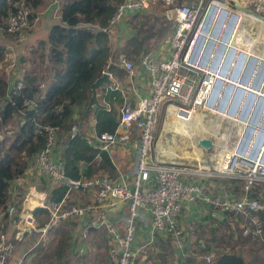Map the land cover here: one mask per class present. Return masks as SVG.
I'll return each instance as SVG.
<instances>
[{
	"label": "built area",
	"instance_id": "2783aa9c",
	"mask_svg": "<svg viewBox=\"0 0 264 264\" xmlns=\"http://www.w3.org/2000/svg\"><path fill=\"white\" fill-rule=\"evenodd\" d=\"M258 1L264 11V3H261L264 0ZM205 2L206 0H124L118 6L109 22L110 26L128 16L152 14L151 10L159 6L171 7L170 17L173 22L172 33L160 45L163 58L158 59L153 53L138 58L137 65L146 71L149 78L147 97L141 99L136 107L123 105L120 108L114 133L99 136L95 134L93 138L87 139L89 145L99 153H107L111 145L130 150L135 158L133 173L120 181L105 174L79 180L66 178L60 157L56 155L59 150L56 136L58 129L44 127L45 147L34 156L31 165L49 180V187L39 190L30 184L21 198L15 196L7 202L2 211V220L6 223L0 222V264H10L15 250L14 241H22L25 236L30 235L43 236L53 227L74 221L82 223L83 239L90 233L105 236L110 264H147L146 255L157 237L168 238L176 250L185 251L189 241L179 227L178 218L185 206L198 201L208 203L219 215L238 220L242 237L264 246V203L250 198L252 189L264 183V162L259 157H250L245 153L231 154L230 170L225 178L242 181V193L234 196L232 191L224 187L210 196L208 188L200 184L201 181L191 178L195 172L172 162L159 161L151 155L157 112L160 108L176 106L180 112L187 113L188 107H206L217 78L208 69L209 66L199 67L197 58L196 62H189L190 50L199 35L200 18L204 9L207 12L214 3L212 0ZM31 15L25 0L18 2L14 12L0 24V36L21 38L32 27L34 20H30ZM234 15L238 18L235 34L241 19L238 14ZM120 66L128 74L134 71V64L124 59ZM22 88V81L17 79L13 89ZM256 94L263 102L264 94ZM25 105L30 107L33 103L25 102ZM77 132L78 127L74 125L70 129V136H75ZM96 159L100 160L99 154ZM204 178L213 177L206 175ZM204 178L203 181L206 180ZM61 185L68 188L67 193L59 203H50V191ZM85 195H89L90 199L81 204L74 201L76 197L81 200ZM117 208L125 213L122 229L111 217ZM37 209L48 217L47 223L41 227L36 224L34 212ZM140 224L146 225L147 231L145 239L137 242V228ZM8 226H11L10 230L6 228ZM36 245L40 244L37 242ZM182 256L184 257V253ZM142 257H145L144 261L141 260ZM212 258L210 252L202 257L206 263ZM40 260L41 258L36 264H49Z\"/></svg>",
	"mask_w": 264,
	"mask_h": 264
},
{
	"label": "trees",
	"instance_id": "16d2710c",
	"mask_svg": "<svg viewBox=\"0 0 264 264\" xmlns=\"http://www.w3.org/2000/svg\"><path fill=\"white\" fill-rule=\"evenodd\" d=\"M20 1L22 0H0V24L14 12L16 4ZM42 1L25 0L26 7L32 13L30 20H33L34 11L41 6ZM123 1H63L59 8L60 22L53 24L46 41L38 44L40 47L47 46V52L38 53V63H33V68L24 72L18 79L23 83L21 90L9 88L8 77L1 66L3 62H8L9 67L12 60L9 58L7 61L8 56H12L14 52L0 45V212L5 209L8 202L10 183L24 176L34 156L45 147L44 127L58 129L57 145L66 178L79 180L100 174H108L111 179L116 178V170L107 153L94 150L79 130L71 137L70 129L78 124L74 120L75 109L79 108L83 113L90 97L89 86L106 67L110 52L107 32L123 19L116 21L112 26L109 22ZM228 14L231 15L229 12ZM228 14L225 20L229 18ZM138 17V15L126 17L132 18L130 24L134 32L132 38L126 41L125 47L130 53L128 59L134 55L138 56L145 50L146 39L151 37L150 31L156 25V22L151 23L145 16L141 17L144 20L139 25H135L134 20ZM147 25L151 28L145 29ZM44 83L46 87L42 90L41 85ZM102 98L106 104H110L111 100L116 104L122 103L120 93L117 91L108 90L103 93ZM25 102H32L33 106L28 107ZM118 118L117 110L111 105L108 110H95V134L99 136L114 133ZM98 154L99 161L96 159ZM211 181L232 191L234 196L242 193L240 180ZM261 185L264 186V183ZM256 187L252 189L250 198L264 203L263 191L257 196L258 189L254 192ZM67 190L64 185L53 189L49 194V202L59 203ZM42 214L43 211L40 209L34 212L35 217ZM235 221L238 223V220ZM238 226L240 229V222ZM239 237L244 243L249 242V239L242 237L241 229ZM61 238L56 252L58 259L66 255L68 248V238ZM211 243L216 245L217 250L227 246L232 248L231 245L223 244L222 237L216 233L211 239H205L206 248L191 250L189 249L191 245H188L184 257L177 256L176 259L172 256L167 260L165 256H161V261L170 264H246L240 255L231 251L218 253L206 263L202 257L210 252Z\"/></svg>",
	"mask_w": 264,
	"mask_h": 264
},
{
	"label": "crops",
	"instance_id": "0c3cea01",
	"mask_svg": "<svg viewBox=\"0 0 264 264\" xmlns=\"http://www.w3.org/2000/svg\"><path fill=\"white\" fill-rule=\"evenodd\" d=\"M65 0H43L41 6L34 11V18L31 29L27 32L26 36L22 39H24L25 43L23 42L22 49L26 54L24 55V60H19V63L16 65L15 62H12L9 67H7V77L9 81V88L10 90L13 89L14 83L17 79H19L24 71L31 70L33 67V63H38L39 58L34 52H47V46L40 47L38 46L39 43L45 42L47 39V36L49 34V30L53 24L60 22L59 17V8L62 4V2ZM214 6L216 7V12L219 13L221 8L217 3H214ZM236 14L240 17V19H248L250 22H255L258 24H261V21H253L251 20L248 15L245 12L239 11ZM145 14H142L140 16H144ZM132 18H124L120 22H118L115 26H113L110 31L107 32L108 39H109V56L107 58V64L104 69V72L109 74L110 80L114 83V86H106V89L102 92H98L100 96V102L103 104L106 109L110 108V105L114 107L117 110V113L120 114V108L123 105H129L131 107H136L141 99L147 97L148 90H149V78L146 73V71L142 68H140L137 65L138 58L135 56L128 59V51L126 50V41L129 38H132L133 36V30L132 26L130 24V20ZM210 34H206L205 40L210 38ZM234 36V33L232 37ZM7 37H1L0 36V45H4L6 47V50L12 51L14 48H16L15 44L9 43ZM198 41V40H197ZM28 42V43H27ZM197 44V42H196ZM153 53L156 58L162 59L163 53L160 51L159 47H156L150 51ZM14 54V53H12ZM130 54V53H129ZM35 57V59H34ZM258 58V57H257ZM124 59L126 61L132 62L134 64V71L132 74H128L121 66L120 61ZM260 59V58H258ZM235 64V59H233L231 65ZM16 66V67H15ZM15 69H12L14 68ZM31 68V69H30ZM256 68V67H255ZM111 69V71L109 70ZM232 68L229 72H231ZM232 73V72H231ZM253 74H255L253 72ZM252 74V75H253ZM251 75V79H252ZM228 79V78H227ZM45 83L41 85L42 90L45 89ZM108 90L117 91L120 93V97L122 98L121 104H116L113 100H111L110 104H106L102 98L103 93H105ZM245 106V105H242ZM86 107V106H85ZM229 108V107H228ZM254 110V109H253ZM95 111V110H94ZM94 111H91L87 118L82 120L81 124V131L86 139L93 138L95 136L94 126H95V119H94ZM160 112V111H159ZM157 112V115L158 113ZM253 112V111H252ZM251 112V113H252ZM214 114H220L217 111H212ZM81 109H75L74 111V120L78 122L77 125H79V122L81 120L82 115ZM221 115V114H220ZM224 117H227L225 115H222ZM193 117V112H192ZM252 117V115L250 116ZM228 118V117H227ZM239 121L238 118L232 117L234 119ZM196 119L193 118V126L187 127L186 125H177L174 129V133L176 135L185 136V137H191L192 132L194 131L193 127L196 126ZM230 119V118H229ZM243 126H245L246 122L242 123ZM257 129L262 127L261 125H257ZM238 144V143H237ZM250 150V148H248ZM56 155L60 156L59 150L56 151ZM107 155L112 163V165L115 168L116 172V180L120 181L124 177H129L134 170V154L126 149L121 148L115 145H111L108 148ZM231 153L229 155H225V159L230 160L231 159ZM234 155V151L232 153ZM224 157V156H222ZM227 161L219 163L217 169L222 168L225 170L227 168ZM206 179V178H204ZM218 180V179H215ZM34 185L39 190H45L49 187V180L41 175L40 173L36 172V170L33 168V165H30V167L26 170L24 176L20 179L14 180L10 183L9 187V199L8 202L11 200V198L17 196L21 198L24 195L25 188L28 185ZM200 184L206 186L208 188V194L215 195L216 193L220 192L224 187L217 185L218 183H214L210 179H206L204 181H201ZM84 198L79 200L76 199L74 201H77L78 203H83L84 200H89V195L83 196ZM2 212H0V222L6 223L5 220H2ZM124 215L125 213L123 211H120L119 208L115 209L111 217L112 219L119 225L120 229L123 228L124 225ZM40 216V215H39ZM38 216V217H39ZM36 217V218H38ZM147 218V215H146ZM224 219L226 217L219 215L215 212V210L206 202L198 201L195 204L187 205L184 207L182 213L180 214L178 218V224L179 227L184 231V236L187 239H190L192 236L195 237V235H202L203 241L199 240V243L202 245L199 246L200 248H206L205 246V239H211L213 236H216V233H218L220 227H222L224 223ZM235 220V219H234ZM39 226V225H38ZM41 227V226H39ZM8 230L11 229V226L6 227ZM81 229H82V223L79 221H74L71 223H64L60 226H57L53 231H49L47 234H36L37 240L35 243L31 246L30 241H27V237L25 236L22 241H14L15 243V250L13 253V256L10 260V264H35L37 263L40 258L43 256L40 255V249L38 245L35 246V244L38 242V244H41L42 242H46L49 236L53 233L60 235L61 237H67L68 238V248L66 250V255H64L61 259L56 258L57 264H67L66 259L64 260V257H68L67 254H74L75 257L84 256L87 253L93 254L94 249V243H98L100 246V249L103 250L104 255H106V259L104 261V264H110L109 258H108V250H107V241L106 238L102 241H98L97 239H93L94 233H90L85 239L82 238L81 235ZM147 231V226L144 224H140L137 228V242H140L141 240L145 239ZM212 231V233H211ZM215 232V233H214ZM220 232V231H219ZM14 230L12 229V234H14ZM66 233V234H65ZM64 234V235H63ZM91 235V236H90ZM207 235L209 237H207ZM193 237V238H194ZM195 244L188 243V245ZM249 244L247 243H241L239 240L234 237V245L227 246V248H223L221 250H217L216 245L211 243L210 246V254L214 258L216 253H222V252H228L231 251L234 254L240 255L246 264H248V260L245 258V254L253 255L252 261L255 263H261L264 264V256L257 253L255 250H249L247 249ZM191 249V247L189 248ZM245 250V252H244ZM214 252V253H213ZM184 253V251L176 250L170 243V240L168 238L164 237H157L155 244L153 247H151V250L148 251L146 257L147 264H170L168 262L164 263L161 261V256H165L167 260L171 259L173 256L174 258L177 256H181ZM244 253V254H243ZM87 254V255H88ZM39 256V257H38ZM38 257V260L36 261V258ZM74 257V258H75ZM145 257H142V261H144ZM76 262L78 259H74ZM71 263V264H74ZM77 264H80V261H77Z\"/></svg>",
	"mask_w": 264,
	"mask_h": 264
},
{
	"label": "rangeland",
	"instance_id": "374dc122",
	"mask_svg": "<svg viewBox=\"0 0 264 264\" xmlns=\"http://www.w3.org/2000/svg\"><path fill=\"white\" fill-rule=\"evenodd\" d=\"M214 3H217L220 5L222 9L225 11L229 12L230 14H236L239 11L242 12H247L248 15L253 16L258 19H264V11L261 10V4L258 0H249V2H246L245 0H212ZM207 2V0H206ZM205 2V3H206ZM263 4L264 1H261ZM152 14L144 15L147 17L149 20H151V23L156 22V25H154V29L150 31L151 37L146 39L147 41L145 42V50L142 53H139L138 56L134 55L136 58H139V56L151 53L150 51L156 47L160 48V45L163 43V40L172 33L173 31V22L171 19V7H165V6H159L155 9H152ZM237 11V12H236ZM259 11V12H258ZM205 12L206 8L204 9V13L200 18L199 24L201 25L204 17H205ZM169 13V14H167ZM228 14V13H227ZM142 14H139L138 18L134 20L135 25H139V23L144 20L140 16ZM219 13H215L214 19L212 21V26L210 29H208L207 33L211 35L212 30L214 29L216 25V21L218 18ZM166 16H169L168 18ZM228 17L230 15L228 14ZM229 18L224 20L222 24V28L219 31V36L217 39V42L219 43L221 38L223 37L224 31L226 30L227 24H228ZM262 23V20H261ZM150 26H146L145 29H150ZM30 30V29H29ZM27 30L21 38L19 37H8V42L15 44L16 48H14L12 51L14 54L8 56L12 62H15L16 65L19 63V60H24V55L26 52L23 51L22 49V44L25 41L22 39L23 37L26 36ZM110 31V30H109ZM247 33V35H246ZM140 38V37H139ZM206 38V37H205ZM258 39V40H257ZM230 45L238 50H242L247 52L248 54H252L258 58H261L264 60V23L258 24L255 22H250L248 19L242 18L241 21L239 22L238 28L236 29V33L234 34L233 37L230 38ZM246 41V42H245ZM249 41V42H248ZM256 41V42H255ZM245 42V43H244ZM250 42H253V47L249 45ZM25 43V42H24ZM28 43V42H27ZM239 46H237V44ZM248 48V49H247ZM246 49V50H245ZM202 50V49H201ZM12 53V52H11ZM38 52L36 53V55ZM132 56V57H134ZM35 59V57H34ZM121 62V61H120ZM211 61H209L210 63ZM246 62V61H245ZM120 64V63H119ZM235 64H236V59H235ZM247 62L245 63L243 70L246 69ZM7 66L8 62H3L2 63V69L4 70L5 73H7ZM16 67V66H15ZM12 68V69H15ZM256 67V68H255ZM251 72V75L253 72L255 74L249 76L247 83L245 85L244 92L241 94V97L243 95H247L252 93L250 91H247L246 89L249 88V86H253L254 81L258 76H260V66L259 64H256ZM221 66H218V69L220 70ZM234 68V65H230V69ZM31 69V68H30ZM231 70V72H232ZM30 70H25L24 72H28ZM227 73L226 78L230 77V73ZM243 73V72H242ZM243 75L240 74L239 78L237 81L234 83H240ZM262 81V79L260 78ZM261 88H264L262 84L259 85ZM252 88V87H251ZM249 88V89H251ZM234 90V89H233ZM233 95L228 97L227 105L225 110L230 107L231 102L233 100ZM238 102L237 109L234 113L233 117L239 118L241 112L243 111V108L245 106H242L241 108L239 107ZM217 101L215 102V104ZM217 103V107L218 104ZM246 104V103H245ZM179 106V105H178ZM217 107L216 110L217 111ZM173 109H176L178 107L174 106L171 107ZM170 108H165L162 107L160 108V112L157 115V123L154 129V134H153V148H152V157H156L157 160L163 161V162H172L175 163L177 166L184 168V169H189L192 172H195L194 176H191L193 180L196 181H203L202 179L206 175H211L213 178H209L210 180L212 179H221V180H226L228 178H225L228 175V170H230V165H231V160L225 159V155L227 154H232L233 151H235L237 143L239 142L240 135H241V130H242V123H240L237 120H233L232 117L227 116L226 112L225 113H220V114H214L212 111H210L207 106H194L188 107V112L192 111L193 112V118H198L196 119V126L193 127L194 131L191 133V137H185V136H180L176 135L174 131L172 130L171 126L174 125L176 118L168 112ZM206 110V111H204ZM248 111L245 113L246 117V124L251 120V115H253L254 112H252L250 109L247 108ZM84 111V110H83ZM252 112V113H251ZM259 118L257 125H261V123L264 121V111L259 112ZM262 113V114H261ZM257 115V113H255ZM222 115H225L227 117H224ZM180 118V117H179ZM230 118V119H229ZM264 124V123H263ZM258 126H256L257 129ZM163 131V132H162ZM204 132V133H203ZM210 139L213 143V147L205 151L198 147L197 142L200 139ZM252 142L249 144V148L252 149ZM161 145V149H158L157 146ZM195 148V149H194ZM197 150V151H196ZM163 152V153H162ZM262 153V149L260 150V153L258 154V157H260ZM224 156V157H222ZM175 158V159H174ZM193 159V160H192ZM197 160V161H196ZM228 163L226 170H223L222 168L217 169L219 163L226 162ZM108 177H110L108 174H105ZM111 178V177H110ZM229 180V179H228ZM258 189V190H257ZM258 191L257 196L260 195V193L263 191L262 196L264 197V186L263 185H258L254 192ZM264 201V199H263ZM48 217L47 215L43 214L42 216H39L36 218V224L41 226L42 224L47 223ZM226 222V223H225ZM224 225L220 227L218 231V235L222 237V242L225 245H234V237H236L237 240H239L241 243L243 242V239L239 237L240 235V229L238 226L237 221H235L232 218L226 217L224 221ZM38 235H30L26 239L27 241H30L31 246L35 243L37 240ZM91 236V235H90ZM192 236L190 239H187V241H190L191 244V250L193 249H202L199 246L202 247V245L199 243L200 241H203L202 235H195V237ZM207 237H209L207 235ZM97 239L98 241H102L105 239V236L103 234L99 233H94L93 239ZM61 236L57 235L55 233L51 234L49 238L47 239L46 242H42L37 248L40 249V255L43 256L44 258H41V262H47L49 264H57L56 260V252L58 249V245L61 241ZM248 245L247 249L249 250H255L257 253L260 255L264 256V246L260 244L259 242H246ZM197 246V247H196ZM223 249V248H222ZM93 254H86L81 257H75L74 254H67L69 255L68 257L65 256L66 263L71 264L75 260L78 259L77 261H80V264H104V261L106 259V255H104V252L102 249H100V246L98 243H94V249L92 250ZM245 252V250H244ZM214 253V252H213ZM219 253V251H218ZM216 253V254H218ZM244 254V253H243ZM38 256V257H39ZM38 257L36 258V261L38 260ZM75 257V258H74ZM199 259V257H197ZM245 258L248 260V264H261V263H255L252 261L253 255H248L245 254ZM39 261V262H40ZM77 261L74 262V264H77ZM36 264V262H35Z\"/></svg>",
	"mask_w": 264,
	"mask_h": 264
},
{
	"label": "water",
	"instance_id": "95a60500",
	"mask_svg": "<svg viewBox=\"0 0 264 264\" xmlns=\"http://www.w3.org/2000/svg\"><path fill=\"white\" fill-rule=\"evenodd\" d=\"M214 12H215V8L213 6L210 7L209 15L207 16L205 15L206 17H204L201 23L199 33L206 32L208 30V27H209V24H210V21L212 19V15ZM226 15H227V11H225L224 9H221L219 12L217 21H216V25L214 29L212 30V33L209 39L204 41L203 37L197 38L198 42L195 46V51L194 50L191 51L189 62L191 63L196 62L197 50H199V46L203 42L204 48L202 51L201 59L198 60L197 64L201 68H205L206 66H209L208 69L213 74L217 75V78L215 79V83L213 85L211 94L206 101V106L209 108H212L213 107L212 99L215 98L218 92H221L223 90L224 93L222 96V100L218 104L217 112L225 113V108L227 105L228 97L230 96V93L234 89L235 94H234L233 100L231 102L230 107L227 109V112H226L227 116L233 117L237 109L241 94H242L241 89L242 90L245 89V83L248 78L249 72L254 68L257 60H260V70H261L260 72H262L263 74L264 60L258 59L256 56L252 54H248L245 51L238 50L230 45V38L232 37L234 33L235 24L238 19L237 16L234 14L230 15L226 30L224 31L223 37L221 38L220 42L219 43L216 42L219 28L222 22L224 21ZM262 23H264V20L262 21ZM213 51H215L214 60L212 61V63L211 62L209 63L208 59H209L210 54ZM235 55L237 56L236 64H235L234 69L232 70L230 77L227 79L226 78L227 71ZM222 56L224 57V62H223L221 69L219 70L217 67L219 64V60L221 59ZM246 60H247L246 69L244 71L240 84L237 85L234 83V81H236L241 65ZM259 83H260V77L258 76L256 80L254 81L251 90L249 89L250 92L255 93L257 91V87H255V85L258 86ZM106 86H114V83L110 80L109 74L103 71L102 74L98 78H96L89 86L90 97H89L86 107L84 108L81 120L79 122V125H78L79 130L81 129L82 120L87 118L91 111L106 109V107L103 104H101L100 96L98 94V92H102L103 90H105ZM252 93L248 95L246 99V103L252 101V98H253ZM260 93L264 94V89ZM261 104H263V102L260 98H258L254 113L251 117V120L247 124H245V126L242 127L240 139L235 149L236 154H241V155L244 154L243 152L246 150L249 141L254 135V132H255L254 126H255V121H256V118L254 116H255V113H257V116H258L259 108ZM245 113H246V104L238 118L240 123H243L245 121L246 119ZM255 134L256 135L253 140V147L251 150V154L249 153L250 157H256L257 154L259 153L260 148L262 147V145H264V127L256 131ZM197 145L198 147H200L201 149L205 151H208L213 147L212 141L210 139H205V138L198 140ZM260 160L264 162V149L261 153Z\"/></svg>",
	"mask_w": 264,
	"mask_h": 264
},
{
	"label": "bare ground",
	"instance_id": "6f19581e",
	"mask_svg": "<svg viewBox=\"0 0 264 264\" xmlns=\"http://www.w3.org/2000/svg\"><path fill=\"white\" fill-rule=\"evenodd\" d=\"M214 8H215V12L213 13V15H212V19H211V21H210V24H209V27H208V29H210V27L212 26V21H213V19H214V16H215V13H216V7L214 6V3H212L211 4ZM209 12H210V9H208L207 10V12H206V16L207 15H209ZM237 12V11H236ZM228 13V12H227ZM246 14H247V12H245ZM248 15V14H247ZM205 16V17H206ZM227 16V15H226ZM239 17V16H238ZM248 17L251 19V20H253V21H261L260 19H258V18H255V17H253V16H250V15H248ZM225 20V19H224ZM214 22V21H213ZM224 22V21H223ZM223 22H222V24H223ZM222 24H221V26H220V28H219V31L221 30V28H222ZM208 31V30H207ZM207 31L206 32H201V33H199V35L196 37V39L194 40V43H193V45H192V48H191V50H190V54H191V51L192 50H194L195 51V46H196V42H198L197 41V38L198 37H203V39H204V41H206L205 40V37H206V34H208L207 33ZM212 33V32H211ZM246 35H247V33H246ZM218 36H219V32H218V35H217V39H218ZM217 39H216V42H217ZM258 40V39H257ZM246 42V41H245ZM244 42V43H245ZM249 42V41H248ZM256 42V41H255ZM218 43V42H217ZM230 43H231V41H230ZM237 44V46H239L238 45V43H236ZM253 42H250L249 43V45L250 46H252L253 47ZM203 48H204V43L202 42L201 44H200V46H199V50H197V55H196V57H197V59L198 60H200L201 59V55H202V51H203ZM202 49V50H201ZM248 49V48H247ZM246 50V49H245ZM214 54H215V51H213L211 54H210V56H209V59H208V61H211V63H212V61L214 60ZM189 58V57H188ZM233 59H236L237 60V56L235 55L234 57H233ZM233 59H232V61H233ZM261 59V58H260ZM232 61H231V63H232ZM223 62H224V57L222 56L221 57V59L219 60V64H218V66L220 65L221 67H222V65H223ZM246 62H247V60H246ZM246 62H244L242 65H241V68H240V70H239V73H238V76H237V78H236V81H237V79L239 78V75L240 74H244V71H242L243 70V67H244V65H245V63ZM231 63H230V65H231ZM256 64H259V66H260V60H257V62H256ZM255 64V65H256ZM234 67H235V64H234ZM255 67V66H254ZM218 68V67H217ZM221 69V68H220ZM234 69V68H233ZM254 69V68H253ZM253 69L249 72V75H248V78H249V76L251 75V72L253 71ZM228 71H229V69H228ZM228 71H227V73H228ZM261 70L259 69V72H260ZM243 72V73H242ZM230 75H231V73H230ZM228 77V76H227ZM261 79H262V81L260 80V83H259V85L260 84H262L263 85V87H264V70H263V74H262V72H260V76H259ZM248 78H247V80H248ZM247 80H246V83H247ZM235 82V81H234ZM246 83H245V85H246ZM237 85H239L240 83H236ZM256 86L255 85V87H257V91H256V93H258V92H261V91H263V89L264 88H261L260 86ZM252 86H249V88H251ZM249 88H247L246 90L247 91H250L249 90ZM241 91H242V93L244 92V90H242L241 89ZM223 93H224V91L222 90L221 92H218L217 93V95L215 96V98H213L212 99V102H213V107L212 108H209V107H207L210 111H215L216 110V107H217V103L218 102H220L221 100H222V96H223ZM256 93H252L253 94V98H252V101H250V102H248V103H246V99H247V95H243L242 97H241V101H240V103H239V107L241 108L242 107V105H245V103H246V111H248L247 110V108L248 109H250L251 111H253L254 112V110H255V106H256V102L258 101V96H257V94ZM234 94H235V90H232V92L230 93V97L233 95L234 96ZM249 95V94H248ZM237 100V99H236ZM217 101V103L215 104V102ZM249 103H251V104H249ZM254 109V110H253ZM204 111H206V110H204ZM260 111H264V101H263V104H261V106H260V108H259V112ZM168 112L171 114L172 113V115L176 118V120H175V123H174V125L173 126H171V128H172V130L174 131V129H175V127L177 126V125H180V124H182V125H186L187 127H192L193 126V117H192V111H190V112H187V113H182V112H180L179 110H176V109H173V108H170L169 110H168ZM225 112H227V110H225ZM260 114V113H259ZM259 114H258V116L255 114V118H256V121H255V126H254V129H255V132H254V135L252 136V138H251V140L249 141V143H248V145H247V148H246V150L243 152V153H245V154H251V150L252 149H248L249 147V144H250V142H252V140H254V137H255V133H256V131H258V130H260L262 127H264V121L262 122V127L261 128H259V129H256V126H257V122H258V118H259ZM262 114V113H261ZM180 117V118H179ZM246 118V117H245ZM235 119V118H234ZM233 119V120H234ZM245 121H246V119H245ZM163 132V131H162ZM204 133V132H203ZM158 147V149H161V145H159V146H157ZM252 147H253V144H252ZM195 149V148H194ZM262 149V151H263V149H264V145H262V147L260 148V150ZM162 150V149H161ZM260 150H259V153H260ZM197 151V150H196ZM163 153V152H162ZM234 153H235V151H234ZM258 153V154H259ZM258 154H257V157H258ZM227 155H229V154H227ZM261 156V155H260ZM260 158V157H259ZM175 159V158H174ZM193 160V159H192ZM197 161V160H196Z\"/></svg>",
	"mask_w": 264,
	"mask_h": 264
}]
</instances>
